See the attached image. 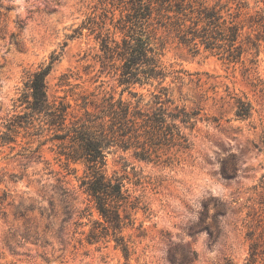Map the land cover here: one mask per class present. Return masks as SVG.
<instances>
[{
  "label": "rangeland",
  "instance_id": "obj_1",
  "mask_svg": "<svg viewBox=\"0 0 264 264\" xmlns=\"http://www.w3.org/2000/svg\"><path fill=\"white\" fill-rule=\"evenodd\" d=\"M97 1L0 0V134L21 109L14 104L29 73L47 66L52 54L60 57L47 76L50 99L64 98L78 112L81 95L121 94L99 60L96 32L85 27L70 37L89 18L99 21ZM244 1L251 14L264 16V0ZM255 53L248 48L243 62L234 63L168 44L165 63L189 75L165 84L175 103L200 110L203 120L178 162L141 160L120 150L109 155L108 172L129 174L134 183L128 186L144 207L123 231L129 257L112 237L88 243L98 215L79 189L82 165L66 168L51 142L31 156L18 154L29 140L24 131L0 146V264H263L264 41ZM154 89L134 90L152 106ZM237 98L251 102L249 118L236 116ZM31 145H39L37 136ZM80 212L84 226L77 228Z\"/></svg>",
  "mask_w": 264,
  "mask_h": 264
},
{
  "label": "trees",
  "instance_id": "obj_2",
  "mask_svg": "<svg viewBox=\"0 0 264 264\" xmlns=\"http://www.w3.org/2000/svg\"><path fill=\"white\" fill-rule=\"evenodd\" d=\"M93 7L101 10L99 21L95 16L89 18L70 37L80 35L85 27L96 32L99 60L122 88L121 94L98 100L91 98L94 94L81 95L78 112L64 98L50 99L47 76L60 57L52 54L47 66L30 72L25 80L14 104L21 109L7 118L0 146L15 143L24 131L29 140L18 154L31 156L51 142L66 168L82 165L79 189L98 215L88 243L112 237L116 248L129 257L130 244L123 231L134 224L135 211L144 207L128 186L134 183L129 174L108 172L109 155L120 150L141 160L178 162L180 152L192 149L191 134L203 120L200 110L175 103L171 87L165 84L168 78L183 83L189 75L165 63L168 44L184 46L194 55L211 52L229 62H243L248 48L256 50L255 56L260 54L264 16L251 14L244 0H98ZM136 86H154L152 106L142 104L145 94L134 90ZM126 91L134 102L123 97ZM236 103V116L249 118L251 102L237 98ZM33 136L39 138L35 149ZM62 192L68 195L70 190L63 188ZM77 216L73 224L80 228L84 212Z\"/></svg>",
  "mask_w": 264,
  "mask_h": 264
}]
</instances>
